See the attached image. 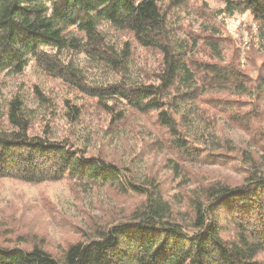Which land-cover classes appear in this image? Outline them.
Masks as SVG:
<instances>
[{
  "label": "trees",
  "instance_id": "16d2710c",
  "mask_svg": "<svg viewBox=\"0 0 264 264\" xmlns=\"http://www.w3.org/2000/svg\"><path fill=\"white\" fill-rule=\"evenodd\" d=\"M191 1L0 0V178L136 199L57 255L40 244L0 243V264H264V175L254 158L243 183H198L175 211L157 174L138 177L105 152H89L90 139L76 132L58 139L50 129L58 119L85 128L94 106L103 137L133 134L132 118L147 119L136 134L142 150L168 151L176 174L183 161L212 157L207 143L218 116L233 115L247 99L248 118L261 106L255 100L264 101V0H217L223 7L215 13L201 2L195 28L183 24ZM244 14L257 38L247 50L263 60L256 78L242 69L239 51L226 59L221 48V22ZM29 66L57 85L26 88ZM3 77L14 90L6 93ZM195 117L204 124L197 138L189 132Z\"/></svg>",
  "mask_w": 264,
  "mask_h": 264
},
{
  "label": "rangeland",
  "instance_id": "374dc122",
  "mask_svg": "<svg viewBox=\"0 0 264 264\" xmlns=\"http://www.w3.org/2000/svg\"><path fill=\"white\" fill-rule=\"evenodd\" d=\"M203 2L206 7L215 13L223 4L217 0H192L190 12L185 13L183 24L195 28L196 14L201 7L196 6ZM217 18L215 22H221ZM220 36L223 37L222 50L225 58L239 51V64L249 74L256 78L258 69L261 68L262 58L255 53L248 52L249 41L255 34L254 25L246 14L235 15L221 22ZM84 61V57H79ZM6 93L14 90L15 82L9 77L1 78ZM22 80L26 88L33 83H41L47 86H56L57 82L50 83L44 77H40L29 66ZM12 89V90H11ZM239 110L234 108L230 111L233 115L218 116L216 125V138L208 140L207 147L212 151V157L208 160H186L183 161L180 174H176L174 157L165 149L161 152L143 151L142 143L137 140V131L140 132L141 125L148 123L143 116H134V133L129 134L120 130L114 136L103 137V117L89 108L83 126L85 128H69L58 119L51 122L50 129L54 137L61 139L76 132L75 138L87 143V150L91 153H106L107 157L118 160L123 165H130L138 177H142L148 170L158 176L162 184V190L166 199L174 203L175 211L184 209L187 199L190 198L189 191L198 183L207 184L211 181H224L230 186L243 183L246 169L249 167L251 157L259 163L260 171L264 175V137L257 129L264 131V101L255 100L259 108L253 110L252 116H242L250 110L251 106L247 99ZM252 109V108H251ZM237 111V112H236ZM249 123L246 124V121ZM128 121L127 123H129ZM151 123V120H149ZM36 126V132L43 129ZM204 124L193 118L189 125V132L195 138L203 131ZM142 137V136H141ZM257 140L255 141V139ZM165 142L164 137H161ZM138 143V144H137ZM250 168V167H249ZM179 175V176H178ZM199 184V185H201ZM136 202L132 197H125L113 191H96L92 195H82L75 191L73 186L67 182L43 183L32 185L16 180L0 178V243L10 246L26 247L30 244H40L51 254L57 255L66 245L82 240L87 235H92L91 226L107 221L106 216L127 210ZM117 218L119 216L115 214ZM24 242H20V236ZM224 237L231 238L229 232ZM17 240V241H16ZM18 242V243H17Z\"/></svg>",
  "mask_w": 264,
  "mask_h": 264
}]
</instances>
